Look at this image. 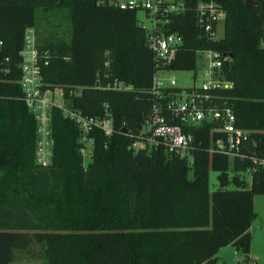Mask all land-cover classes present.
<instances>
[{
	"label": "trees",
	"instance_id": "trees-1",
	"mask_svg": "<svg viewBox=\"0 0 264 264\" xmlns=\"http://www.w3.org/2000/svg\"><path fill=\"white\" fill-rule=\"evenodd\" d=\"M196 1L170 23L183 34L171 68L191 69L195 47L230 54L221 65L229 86L206 92L233 113L241 157L210 151L226 137L210 122L187 128V157L129 148L143 131L155 70L133 12L96 0H0V264L32 245L45 264H219L217 250L228 244L248 259L252 198L264 194V167L252 161L264 159V0L248 8L244 0H212L225 13L223 35L211 44L197 39ZM39 9L64 10L68 19L66 37H36L48 52L42 81L63 89L67 108L93 117L107 110L111 120V136L90 131L85 166L78 129L56 107L51 163H34L35 120L17 80L23 34L35 30ZM113 80L130 89L102 88ZM209 170L217 173L212 190Z\"/></svg>",
	"mask_w": 264,
	"mask_h": 264
},
{
	"label": "built area",
	"instance_id": "built-area-1",
	"mask_svg": "<svg viewBox=\"0 0 264 264\" xmlns=\"http://www.w3.org/2000/svg\"><path fill=\"white\" fill-rule=\"evenodd\" d=\"M189 1L96 0L97 3L135 14L137 24L144 30L146 46L155 61V70L151 77L152 103L143 121V131L135 137L129 148L136 151L160 147L168 154L187 157L193 141L192 134L187 128H196L210 122L213 124L211 129L226 134L225 140L220 137L214 140V147L210 151L225 153L229 157H241L235 153V145L242 131L235 128L233 113L229 107H218L210 103L211 95L206 92L229 86L221 73V65L227 60V55L209 46L195 47L194 65L187 70L192 72V83L187 88L176 86L173 76L163 74L166 70H173L169 66L183 43V34L176 28L171 30L170 23L186 12ZM224 13L222 6L215 1L197 0L194 3L195 27L199 41L211 44L222 37L223 32L218 35L217 28L218 24H223ZM34 31V28H26L24 31L17 80L21 100L35 120L34 163L39 167H47L51 163L52 107L59 108L62 115L76 125L78 152L81 158L88 160L93 144L90 131L98 129L105 137L112 134L108 111L104 110L100 117H93L84 116L80 111L66 107L63 89L50 87L41 79L40 68L41 65L47 64L48 52L38 50ZM102 88L130 89L129 85L115 80L105 82ZM252 161L264 167V159ZM245 172L249 173V169H245ZM233 254H236V249ZM235 264L255 263L249 258H241L236 260Z\"/></svg>",
	"mask_w": 264,
	"mask_h": 264
},
{
	"label": "rangeland",
	"instance_id": "rangeland-1",
	"mask_svg": "<svg viewBox=\"0 0 264 264\" xmlns=\"http://www.w3.org/2000/svg\"><path fill=\"white\" fill-rule=\"evenodd\" d=\"M140 13H138V16ZM68 19L66 12L61 9L52 11L37 10L36 26L34 34L38 36H48L55 39L56 37L67 35ZM223 32V24H218L217 34ZM167 76H173L176 86L187 88L192 83V72L187 70H166L163 73ZM57 101H59L57 99ZM88 160L81 158V164H85ZM190 172L187 173V175ZM216 172L208 171V187L212 190L216 186ZM243 176L247 186H249L250 176L243 172ZM252 210L255 213L253 218L252 229L250 231L249 250L252 256L256 258V264H264V194H255L252 198ZM224 262L218 260L219 264H234L235 259H241V253L236 250V254L232 255L233 248L225 246L221 250ZM9 264H45L41 250L36 246H29L25 250L16 251L15 256Z\"/></svg>",
	"mask_w": 264,
	"mask_h": 264
},
{
	"label": "crops",
	"instance_id": "crops-1",
	"mask_svg": "<svg viewBox=\"0 0 264 264\" xmlns=\"http://www.w3.org/2000/svg\"><path fill=\"white\" fill-rule=\"evenodd\" d=\"M253 220H254V219H253ZM253 220L251 221V224H250V226H249V233H250V231H251V229H252L251 227H252ZM227 246H231V247L233 248V251L235 250V248H234L232 245L228 244ZM224 247H225V246L220 247V248L217 250V253H216V256H217L218 260H221L222 262H224V258H223V256H222L221 250H222ZM232 255H233V253H232ZM234 255H235V254H234ZM247 256H248V258H249L250 260H252V261L256 264V258H254V257L252 256V253L250 252V250L248 251ZM236 260H238V259H235V261H236ZM234 264H235V263H234Z\"/></svg>",
	"mask_w": 264,
	"mask_h": 264
},
{
	"label": "water",
	"instance_id": "water-1",
	"mask_svg": "<svg viewBox=\"0 0 264 264\" xmlns=\"http://www.w3.org/2000/svg\"><path fill=\"white\" fill-rule=\"evenodd\" d=\"M250 4L254 5V3H252L250 0H244V5L246 8H248L250 6ZM224 55L230 56V54H224ZM169 68H171V66H169ZM122 130H125L124 126L122 127Z\"/></svg>",
	"mask_w": 264,
	"mask_h": 264
}]
</instances>
